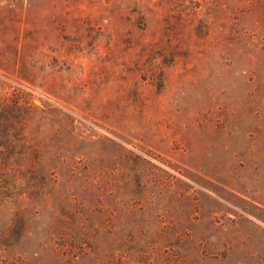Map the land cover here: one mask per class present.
Instances as JSON below:
<instances>
[{
	"label": "rangeland",
	"instance_id": "374dc122",
	"mask_svg": "<svg viewBox=\"0 0 264 264\" xmlns=\"http://www.w3.org/2000/svg\"><path fill=\"white\" fill-rule=\"evenodd\" d=\"M0 264H264V0H0Z\"/></svg>",
	"mask_w": 264,
	"mask_h": 264
}]
</instances>
